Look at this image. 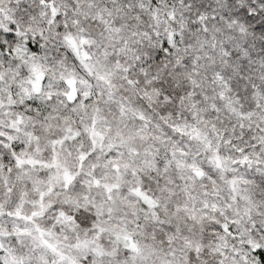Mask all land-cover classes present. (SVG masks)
Segmentation results:
<instances>
[{"label":"snow or ice","instance_id":"obj_1","mask_svg":"<svg viewBox=\"0 0 264 264\" xmlns=\"http://www.w3.org/2000/svg\"><path fill=\"white\" fill-rule=\"evenodd\" d=\"M0 264H264V0H0Z\"/></svg>","mask_w":264,"mask_h":264}]
</instances>
